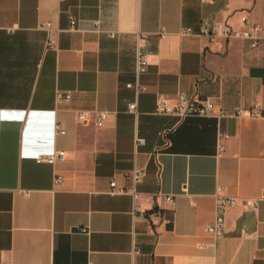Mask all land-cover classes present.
<instances>
[{"label":"crops","instance_id":"1","mask_svg":"<svg viewBox=\"0 0 264 264\" xmlns=\"http://www.w3.org/2000/svg\"><path fill=\"white\" fill-rule=\"evenodd\" d=\"M242 13L264 24V0H0V264H132L134 245L138 264H264V38L252 47L183 30L239 27ZM138 46L148 67L136 94L126 83ZM180 91L245 112H155ZM98 110L109 114L102 126ZM57 149L63 159H37ZM135 167L140 209L162 216L134 217L132 196L108 191ZM218 187L238 196L222 236L204 229Z\"/></svg>","mask_w":264,"mask_h":264},{"label":"built area","instance_id":"2","mask_svg":"<svg viewBox=\"0 0 264 264\" xmlns=\"http://www.w3.org/2000/svg\"><path fill=\"white\" fill-rule=\"evenodd\" d=\"M75 20H71L73 24ZM241 25L239 27H234L226 21H217L211 28H208L205 24L201 23L197 30H194L191 26H186L183 30L184 32H196L201 35H205L210 42H215L218 39L231 40V39H246L249 41L252 47H255L264 38V24L260 22H252L246 13H242L240 16ZM47 29L46 37V48H56L57 45V29L51 27V22L46 21L41 24ZM96 30L99 29V21H95ZM164 32V29L160 30V34ZM110 35H114L110 32ZM148 67V56L145 51H143L138 46L137 58H136V68H135V81L127 82L128 87H133L136 94H139L147 89V85L140 80V75L147 70ZM68 97V95H67ZM129 111L137 112V100L129 103ZM155 112L157 113H171L176 114L180 117L187 115H203V116H224V115H240L245 110L240 106H235L233 110L220 105L217 108L216 102L210 97L199 98V97H189L184 91H180L177 94V100L174 104L166 102L163 97H158L155 105ZM247 114L252 116H257L258 112L255 108L247 110ZM108 112L105 110H98L93 113V118L97 126H102L106 119L108 118ZM89 118V113L86 110H79L77 112V119L80 122H85ZM55 133H64L59 123L56 121L54 125ZM223 135L220 133L218 136L217 143V154L221 155L224 152V144L221 141ZM168 141V140H167ZM65 157L64 149H57L51 153L40 154L37 156L39 161H47L54 163L59 159ZM144 175V170L139 167H135L126 174V178L130 180L127 187L118 186L115 179H111L109 182V192L115 193H129L132 196V215L135 217L141 215L149 218L150 215L162 216L163 212L161 209L157 208L154 212L145 214L143 210L140 209L137 199L139 198L140 192L137 190V184L142 180ZM63 179L62 174L55 173L54 181L59 182ZM165 199L173 204L174 196L172 194H166ZM238 203V196L233 194H226L222 191L221 187H218L216 192L215 206H214V219L212 222L205 226V231L211 233L215 236H222L225 232V213L230 207L236 206ZM258 204V199L252 202V206L255 207ZM165 220L170 218L164 217ZM80 230L86 231V228H80ZM141 253L137 246H133L131 249V254L134 259L132 264H138L135 262V257ZM2 264H11L10 262H4Z\"/></svg>","mask_w":264,"mask_h":264}]
</instances>
